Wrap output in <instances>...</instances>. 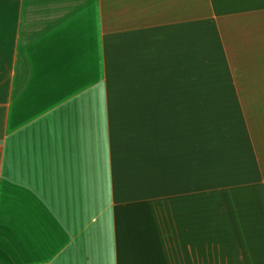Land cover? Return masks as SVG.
I'll return each mask as SVG.
<instances>
[{"label": "crops", "instance_id": "1", "mask_svg": "<svg viewBox=\"0 0 264 264\" xmlns=\"http://www.w3.org/2000/svg\"><path fill=\"white\" fill-rule=\"evenodd\" d=\"M0 264H264V0H0Z\"/></svg>", "mask_w": 264, "mask_h": 264}]
</instances>
